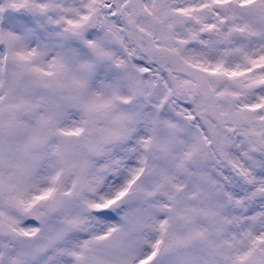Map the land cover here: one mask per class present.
<instances>
[{"label":"snow or ice","instance_id":"obj_1","mask_svg":"<svg viewBox=\"0 0 264 264\" xmlns=\"http://www.w3.org/2000/svg\"><path fill=\"white\" fill-rule=\"evenodd\" d=\"M0 264H264V0H0Z\"/></svg>","mask_w":264,"mask_h":264}]
</instances>
